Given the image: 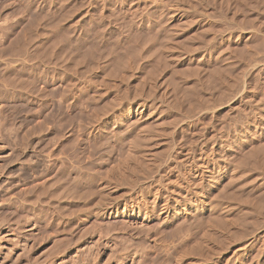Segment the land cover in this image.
I'll use <instances>...</instances> for the list:
<instances>
[{"label":"rangeland","instance_id":"rangeland-1","mask_svg":"<svg viewBox=\"0 0 264 264\" xmlns=\"http://www.w3.org/2000/svg\"><path fill=\"white\" fill-rule=\"evenodd\" d=\"M42 69L57 82L37 81ZM65 86L77 95L76 115ZM96 129L102 135L93 137ZM184 153H205L217 174L191 179L175 163ZM73 166L85 185L74 192ZM169 168L207 202V214L194 216L215 221L201 232L235 216L238 240L264 226L256 207L264 195V0H0V264H176L199 218L102 221L88 215L90 198L74 195L92 170L104 171L116 195L151 208L170 190L187 192L181 179L182 187L167 184L176 174ZM262 238L235 264H264Z\"/></svg>","mask_w":264,"mask_h":264},{"label":"bare ground","instance_id":"bare-ground-1","mask_svg":"<svg viewBox=\"0 0 264 264\" xmlns=\"http://www.w3.org/2000/svg\"><path fill=\"white\" fill-rule=\"evenodd\" d=\"M45 14V13H44ZM43 18H45L44 17V15L41 17V19L40 20H43ZM33 21V20H32ZM31 21V22H32ZM37 21H39V20H37ZM34 22V21H33ZM39 23V22H38ZM32 26V25H31ZM57 29V28H56ZM30 30H32V29H29V31ZM45 39V38H44ZM47 39V38H46ZM51 41V40H50ZM49 41V42H50ZM52 42V41H51ZM51 46L50 47H52V53H51V56L49 55H47V54H45L47 57H51L49 60H53L52 59V56L54 55V49H55V47H56V44L55 43H49ZM49 47V48H50ZM21 50V49H20ZM60 51V50H59ZM56 52V51H55ZM62 53V52H61ZM75 53V52H74ZM40 54V53H39ZM38 54V55H39ZM44 54H41L40 56H39V60L41 59V58H44V56H45ZM59 55V54H58ZM45 56V57H46ZM55 56V55H54ZM36 57H38L37 55H36ZM41 57V58H40ZM58 56H56L55 58H57ZM109 57V56H108ZM58 58H60V57H58ZM57 58V59H58ZM107 58V57H106ZM114 58V57H113ZM116 58V57H115ZM37 59V58H36ZM46 59V61H48V59L47 58H44V59H42V61L43 60H45ZM117 59V58H116ZM120 59H122V56H121V58ZM119 59V61H121ZM38 60V61H39ZM60 60V59H59ZM95 60V59H94ZM100 60V59H99ZM107 60V59H106ZM41 61V60H40ZM46 61H44V62H46ZM98 61V60H97ZM104 61V60H103ZM110 61V60H109ZM113 61V60H112ZM116 62H118L117 63V66L118 67H120L119 65H121V63H122V61L121 62H119L118 60H115ZM44 62H41V65H45V64H49L50 65V63H44ZM52 62V61H51ZM53 63V62H52ZM71 63V62H70ZM78 64H79V59L77 60V59H75V60H73L72 61V66H70L69 68V72H73V71H75L76 70V68H77V66H78ZM255 65V64H254ZM80 66V65H79ZM105 66V65H104ZM133 67V66H132ZM89 69H91V68H89ZM122 69V68H121ZM37 70V69H36ZM43 70V69H42ZM40 72L38 73V76L36 77L37 78V81H39V82H41L42 84L43 83H45V84H47V83H49V84H55L56 82H57V80L54 78V77H51V73H49L48 72V70H46V71H41V70H39ZM77 71V70H76ZM38 72V71H37ZM18 74V73H17ZM115 74H117L116 72H115ZM114 74V75H115ZM22 75V74H21ZM113 75V76H114ZM16 76V75H15ZM18 76V75H17ZM16 76V77H17ZM112 76V75H111ZM33 79H35V78H33ZM15 85H17V87L19 88V93H20V91H21V93H23L24 95L26 94L25 92H27V91H25L24 89H27V88H24L26 85H27V83H25V79H19V78H17L16 79V81H15V83H14ZM24 84H26L25 86H24ZM72 85H73V83H72ZM46 86V85H45ZM74 86V85H73ZM74 87H76V86H74ZM73 87V88H74ZM29 89V88H28ZM239 90V89H238ZM244 90V89H243ZM74 91V90H73ZM72 90H68V89H66V86L65 87H63V88H61V90H60V92H61V94L64 96L63 97V99H65L67 102H69V105L67 106V107H69V109L70 110H73L74 112H75V109H77L78 107V99H77V95H76V93L75 92H73ZM29 92H30V90H29ZM29 92H27L28 94L27 95H29ZM42 93L44 92V91H41ZM243 93V92H242ZM22 95V94H21ZM237 97V96H236ZM23 98H25L24 96H23ZM27 98V97H26ZM235 99V96L234 97H232V99H231V101H233ZM62 103H63V101H62ZM65 103H63V105H64ZM61 105V104H60ZM59 105V106H60ZM59 108H61V107H59ZM59 108H58V106H57V110L59 111ZM62 109V108H61ZM60 109V110H61ZM66 109H68V108H66ZM56 110V111H57ZM69 110V111H70ZM211 110V109H210ZM72 111V112H73ZM98 112H100L99 110H97ZM97 111H93L92 112V114H94V113H96ZM71 112V113H72ZM77 112H78V110H77ZM77 112H75L74 114L76 115L77 114ZM142 111L140 110L139 112H138V114H140ZM56 113V112H55ZM58 113V112H57ZM60 113V112H59ZM70 113V114H71ZM109 113V112H108ZM120 113V112H119ZM143 113V112H142ZM52 114V113H51ZM60 114H62V113H60ZM101 114V116L103 115L104 116V113H100ZM107 114V113H106ZM106 114H105V116H106ZM115 114V113H114ZM135 114V113H134ZM136 114H137V111H136ZM71 115H73V114H71ZM74 115V116H75ZM97 115H99L98 113H96L95 115H93L94 116V118L95 119H97L98 118V116ZM108 115V114H107ZM123 115H124V113H123ZM123 115H121V117L123 116ZM150 115V114H149ZM55 116V115H54ZM54 116L52 115L51 117H53L54 118ZM61 116V115H60ZM69 116V115H68ZM92 116V117H93ZM97 116V117H96ZM112 117H113V119H112V124H114V123H116V122H118V121H120V120H116L117 119V117H115V115H113V113H112V115H111ZM143 116V115H142ZM56 117H57V115H56ZM70 117V116H69ZM99 117H100V115H99ZM72 118V117H71ZM102 118V117H101ZM105 118V117H104ZM73 119V118H72ZM99 120H100V118H98ZM122 119V118H121ZM136 119H138V118H136ZM71 120V119H70ZM108 120H109V116H108ZM142 120V119H141ZM96 121V120H95ZM104 121V120H103ZM106 121V120H105ZM122 121V120H121ZM124 121V120H123ZM122 121V122H123ZM146 121V120H145ZM136 122H137V120H136ZM124 123V122H123ZM98 124V123H97ZM96 124V125H97ZM164 124V123H163ZM105 125V124H104ZM108 125V124H107ZM107 125H105V126H107ZM115 125V124H114ZM119 125H120V122H119ZM160 125V124H159ZM169 125V124H168ZM94 126V125H93ZM98 126V125H97ZM97 126H95V127H97ZM99 126H100V123H99ZM148 126V125H147ZM170 126V125H169ZM101 129H105L104 127H103V124L101 125ZM141 127H144V128H141ZM173 127V126H172ZM98 128V127H97ZM107 128V127H106ZM137 129V128H136ZM141 129V130H140ZM142 129H147V128H145V126H140V128H139V130L140 131H143V133H145L146 134V132H144L145 130H142ZM139 130H138V132H139ZM148 130V132L150 131L149 129H147ZM168 130V129H167ZM96 131V132H95ZM102 131H104V130H102ZM108 131V130H107ZM154 131V130H153ZM88 132V131H87ZM93 132H95L96 134L95 135H93V137L94 136H97L98 134H99V132H100V134H101V130H99V129H96V130H94ZM147 132V133H148ZM107 133V132H106ZM139 133H141V132H139ZM138 133V134H139ZM143 133H141V134H139L140 136H142V134ZM150 133H152V130H151V132ZM158 133V132H157ZM88 134H90L89 132H88ZM93 134V133H92ZM145 134H143L144 136H145ZM165 134V133H164ZM102 135V134H101ZM106 135V134H105ZM157 135V134H156ZM155 135V136H156ZM104 136V135H103ZM115 136V135H114ZM143 136V137H144ZM149 136V135H148ZM169 136H170V134H169ZM143 137H141L142 139H144ZM146 137V136H145ZM151 135H150V137H148L149 139V142L152 140V139H154V137L151 139ZM159 137V136H158ZM98 138V137H97ZM101 138H102V136H101ZM105 138H106V136H105ZM171 138V137H170ZM95 139V138H94ZM146 139V143H147V137L145 138ZM89 140H92V139H89ZM139 140H141V139H139ZM164 140V139H163ZM107 141V140H106ZM109 141V140H108ZM92 142V141H91ZM142 142H143V140H142ZM165 142V141H164ZM157 143V142H156ZM132 144V143H131ZM145 144V143H144ZM157 144H159V143H157ZM227 144V143H226ZM147 146V145H146ZM94 148H96V147H94ZM222 148V147H221ZM146 150V149H145ZM216 151V150H215ZM218 151V150H217ZM162 152H166V151H162ZM172 152V151H171ZM170 151H169V155H170V153H171ZM155 153V152H154ZM160 153V152H159ZM71 154V153H70ZM161 154V153H160ZM251 154V153H250ZM190 155V154H189ZM187 153L185 154L184 153V155H182V157L180 158V159H178L177 161H175V163L176 164H181L183 167H184V169H185V172H186V174H188V176H190V178L191 179H198V180H206V181H211V178H212V171H213V169L214 168H212L214 165L212 164V167H211V161L207 158V156L205 155V153L203 154V153H201L199 156H197V157H190ZM252 155V154H251ZM128 156V155H127ZM196 156V155H195ZM206 156V157H205ZM216 156H217V154H216ZM75 157V156H74ZM74 157H72V158H74ZM168 157H170V156H168ZM246 157H247V154H246ZM248 157H249V155H248ZM247 157V158H248ZM243 158V157H242ZM70 159V158H69ZM75 159V158H74ZM212 159V158H211ZM215 159V158H214ZM241 159V158H240ZM73 160V159H72ZM169 160V159H168ZM216 160V159H215ZM220 160V159H219ZM224 160V159H223ZM242 160V159H241ZM244 160H246L245 158L243 159V161ZM248 160V159H247ZM174 161V160H173ZM212 161H214V160H212ZM222 161V160H221ZM67 162V161H66ZM74 162V161H73ZM72 162V163H73ZM167 162V161H166ZM165 162V163H166ZM220 162V161H219ZM226 162V161H225ZM64 163V162H63ZM62 163V164H63ZM75 163V162H74ZM98 163V162H97ZM96 163V164H97ZM239 163V162H238ZM91 164V163H90ZM93 164V163H92ZM214 164H215V161H214ZM217 164V166L219 165L218 163H216ZM245 164V163H244ZM239 165V164H238ZM178 166V165H177ZM88 167V166H87ZM176 166H174V168H175ZM182 167V168H183ZM215 167V166H214ZM240 167V166H239ZM77 168L78 167H74L73 166V168H72V170H71V172H70V174H71V178H70V183L73 185V187H72V191L74 192V189L76 190V188H78L79 189V187H80V185L82 184V186L83 187H85V185H83V183H81V180L82 179H84V178H82V179H80L81 177L78 175V171L79 170H77ZM80 168V167H79ZM93 168V167H92ZM113 168V167H112ZM178 168V167H177ZM218 168V167H217ZM216 168V169H217ZM93 169H95V168H93ZM170 169V168H169ZM183 169V170H184ZM219 169V168H218ZM217 169V170H218ZM176 170V169H175ZM94 173H92L91 174V176H89L88 178H87V181H86V186L88 187V188H85V189H82L83 191L80 193H78V194H75L74 193V195H75V197H79L80 198V196H81V198H85V200H86V198H90L91 199V201L94 203V207H93V209H92V207H91V209H92V211L91 212H89V214L88 215H90L91 217H94V218H98V219H100V220H102V221H110L111 219H116V218H121V219H134V218H136V217H140V216H142L141 218H151V217H154V216H156V218L157 219H159L161 222H162V224H164V226L165 225H168V224H171L172 222H174V221H176V219L177 218H179V217H182V216H184V217H186L187 216V218L188 217H191V219H193V216H194V214L196 213L197 215H199V216H203V215H206L207 213L206 212H208V210H209V207L207 206V204H205V202H204V200H202V197H201V195H200V191H198V189H197V187H196V185H194L195 184V182H193L192 180H186V179H182V177H180L178 174H177V172L176 171H173V169L171 168L170 169V172H175L176 174L174 175V174H171L170 173V175L167 177V184L168 185H171V184H176L177 183V181L179 180V179H181L182 181H183V183L184 184H186L185 185V189H186V187H188L187 188V192H184L183 194H180V193H177L176 191H174V190H170L169 191V193H168V197H166L167 199L166 200H164L163 199V201H161V200H158V203H157V205H153V201H152V207L150 208V207H148V205H147V202H145V201H142V200H140V201H142L141 202V204H140V201L138 202H134V201H130V203H127L126 202V200L121 196H118V195H116V194H118V192H117V189H115V188H113L112 187V185L110 186V187H112V188H108V186H109V183L111 182V177L109 178V175L108 174H104L103 172L104 171H94V170H92ZM115 171V170H114ZM116 172H118V171H116ZM169 172V171H168ZM179 172V171H178ZM218 172H220V171H218ZM107 173V172H106ZM183 173V172H182ZM181 174V173H180ZM185 174V173H184ZM215 174H217V173H215ZM215 174H213V175H215ZM224 174V173H223ZM81 175V174H80ZM106 175H108V177L106 176ZM139 175V174H138ZM141 175V174H140ZM181 175H183V174H181ZM118 176V175H117ZM161 176V175H160ZM187 176V177H188ZM221 176V175H220ZM79 177V178H78ZM162 177V176H161ZM164 177V176H163ZM184 177H185V175H184ZM183 177V178H184ZM214 177V176H213ZM264 177V176H263ZM110 179V180H109ZM157 179V178H156ZM165 179V178H164ZM213 179V178H212ZM263 179V178H262ZM109 180V181H108ZM148 180V179H147ZM172 180H174V181H172ZM180 180V181H181ZM218 180V179H217ZM264 180V179H263ZM69 181V180H68ZM83 181V180H82ZM109 183H108V182ZM195 181V180H194ZM213 181V180H212ZM262 181V180H261ZM122 182V181H121ZM200 182V181H199ZM81 183V184H80ZM105 183H107L108 184V186H107V184H105ZM113 183V182H112ZM111 183V184H112ZM165 183V182H164ZM179 183V182H178ZM176 184V186L177 185H179V184ZM182 183V182H181ZM193 184L192 185V187L193 188H191L189 185L190 184ZM166 184V183H165ZM197 184L199 185H201V183H198L197 182ZM207 184V183H206ZM216 184V183H215ZM116 185V184H115ZM137 185V184H136ZM168 185H166V186H168ZM183 185V184H182ZM197 185V186H198ZM81 186V187H82ZM90 186V187H89ZM114 186V185H113ZM160 186H162V185H160ZM172 186V185H171ZM175 186V187H176ZM181 186V184L178 186V187H180ZM201 186H203V185H201ZM201 186H199V190H200V188H201ZM212 186V185H211ZM71 187V186H70ZM82 187V188H83ZM151 187V186H150ZM178 187H177V189H178ZM182 187V186H181ZM205 187V186H204ZM207 187V186H206ZM261 187H264V182H262V184H261ZM173 188V187H172ZM203 188V187H202ZM134 189V188H133ZM181 189V188H180ZM214 189V188H213ZM80 190H81V188H80ZM166 190H168L167 188H166ZM182 190V189H181ZM203 190V189H202ZM217 190V189H216ZM69 191H70V189H69ZM76 191H79V190H76ZM184 191V190H183ZM262 191V190H261ZM260 191V192H261ZM73 192H72V194H73ZM139 192V191H138ZM180 192V191H179ZM258 192V191H257ZM259 192V193H260ZM264 191H262V193H263ZM121 193V192H120ZM119 193V194H120ZM126 193V192H125ZM140 193V192H139ZM182 193V192H181ZM262 193H261V195H262ZM128 194V193H127ZM159 194V193H158ZM264 194V193H263ZM253 195H254V193H253ZM261 195H260V197H261ZM126 196V195H125ZM129 196V195H128ZM72 197V196H71ZM75 197H73V198H75ZM142 197V196H141ZM251 197H253V196H251ZM254 197H257V194H255V196ZM258 197H259V195H258ZM128 198V197H127ZM133 198V197H132ZM203 198H205V197H203ZM262 199H259L258 198V202H257V205H256V207L258 206V204H259V206L257 207V209L259 208L260 210L259 211H263L264 212V195L261 197ZM78 199V198H77ZM152 199V198H151ZM154 199H156V198H154ZM207 199V198H206ZM239 199V198H238ZM237 199V200H238ZM252 199V198H251ZM255 199H257V198H255ZM88 201H90L89 199H87ZM130 200V199H129ZM153 200V199H152ZM209 200V199H208ZM246 200H247V198H246ZM245 200V201H246ZM147 201V200H146ZM150 201V200H149ZM155 201L156 200H154V203H155ZM257 201V200H256ZM218 202V201H217ZM249 202V201H248ZM254 202V201H253ZM207 203V202H206ZM240 203H242V201L241 202H239V204ZM245 204V203H244ZM256 204V203H255ZM254 204V205H255ZM238 205V204H237ZM241 205V204H240ZM194 206H196V207H194ZM199 206V207H198ZM248 205H246V207H247ZM252 205H250V208L252 209V207H251ZM193 207H194V209H193ZM216 207V206H215ZM150 208V209H149ZM248 208H249V206H248ZM250 208H249V211H250ZM90 209V208H89ZM212 209V208H211ZM210 209V210H211ZM214 209V208H213ZM79 210V209H78ZM244 210V209H243ZM254 210V209H253ZM256 210V209H255ZM245 211H246V209H245ZM245 211H243L245 214L247 213V212H245ZM248 211V210H247ZM248 211V212H249ZM257 211V213L255 214V213H253L252 211H251V213H252V215L254 214V215H258V213H259V215H260V212H258V210H256ZM88 213V212H87ZM240 213V212H239ZM239 213L238 214H236V215H238V216H241V215H239ZM250 213V214H251ZM242 214V213H241ZM245 214H243L246 218H247V216L245 215ZM249 214V213H248ZM247 214V215H248ZM264 214V213H263ZM87 215V216H88ZM262 215V214H261ZM199 216L196 218L195 216V218L198 220V218H199ZM235 216V215H234ZM249 216V215H248ZM208 217V216H207ZM227 217V216H226ZM210 218H211V216H210ZM210 218H208V220H204V218H202L201 217V219L198 221V222H196L195 220H194V222H196V226H194L195 224L193 223V226H194V228L193 229H190V231L192 232V236L190 237V238H192V240L191 241H189L188 243H186V245H183V247L179 250V252H178V254H177V256H176V259H175V263L176 264H232V263H234L235 264V262H237V258H240V256L241 257H244V256H246L247 255V252H248V249H249V245H250V243H252V241H254V239L255 240H257V239H259V238H261V237H263L264 236V226L262 227H259V229H258V227H256L257 228V232L255 233V234H253V236L251 237L248 233V236L250 237V238H248V237H246V236H244V237H246V238H244L242 235H240V236H242L243 237V240L242 241H239L238 239H237V232H238V230H237V220H238V218L239 217H237V216H235V219L233 220V219H229V220H231L230 221V223H229V220H228V222L227 223H229V224H226L225 223V226H223L222 225V222L220 223V226L222 227V228H219V227H217L216 226V228H218V229H220V230H215L216 228H214V232H211V234L210 235H212V236H210L209 234H207V232L208 231H206L205 232V230L204 229H202L203 231L201 232L200 231V228H205V225L207 226V227H213L214 225H209V222L210 221H212L214 218L212 217L211 219ZM241 218V217H240ZM244 218V217H243ZM242 218V219H243ZM190 219V218H189ZM206 219V218H205ZM216 219V218H215ZM149 220V219H148ZM178 220V219H177ZM183 220V219H182ZM216 220H218V219H216ZM241 219H239L238 221H240ZM246 220V219H245ZM244 219H243V223H244V221H245ZM248 220V219H247ZM193 221V220H192ZM213 221H215V220H213ZM227 221V220H226ZM242 221V220H241ZM177 222V221H176ZM176 222H174V223H176ZM187 222V221H186ZM246 222V221H245ZM190 223V222H189ZM241 223V222H240ZM212 224H213V222H212ZM216 224V223H215ZM224 224V223H223ZM263 224V223H262ZM191 226V228H192V225H190ZM196 228H199L198 230H199V234H198V231H197V229ZM164 231V230H163ZM197 231V232H196ZM210 231V230H209ZM213 231V230H212ZM165 232V231H164ZM210 233V232H209ZM212 233H214V234H212ZM239 233V232H238ZM252 233H254V232H252ZM161 234V233H160ZM187 235H189V234H187ZM195 235V236H194ZM171 236V235H170ZM169 237V236H168ZM172 237V236H171ZM189 238V237H188ZM189 238V239H190ZM170 239V238H169ZM186 239V238H185ZM262 239H264V238H262ZM204 241V242H203ZM237 241H239V242H237ZM184 243V242H183ZM263 243V242H262ZM167 244V243H166ZM261 244V243H260ZM251 246V245H250ZM256 247V246H255ZM162 251H163V249H162ZM241 259V258H240ZM239 262V261H238ZM243 262V261H242ZM255 262H257V261H255ZM240 263V262H239ZM237 264V263H236ZM243 264V263H242Z\"/></svg>","mask_w":264,"mask_h":264}]
</instances>
